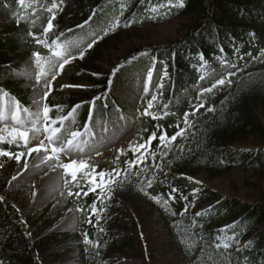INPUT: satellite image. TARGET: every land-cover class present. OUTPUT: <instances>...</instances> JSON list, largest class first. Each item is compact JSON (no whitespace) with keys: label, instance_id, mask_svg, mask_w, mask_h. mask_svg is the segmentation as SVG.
I'll list each match as a JSON object with an SVG mask.
<instances>
[{"label":"trees","instance_id":"1","mask_svg":"<svg viewBox=\"0 0 264 264\" xmlns=\"http://www.w3.org/2000/svg\"><path fill=\"white\" fill-rule=\"evenodd\" d=\"M0 1L15 8L24 3L23 0ZM59 2L62 7L57 9L60 12L56 19L58 27L52 33H48V29H33L26 31L24 36H0V74L6 68L17 67L18 64L13 63L16 56L27 60L43 52L48 60L49 55H56L52 48L38 41L50 39L54 44L60 39L62 44L67 45L81 33L86 22L94 18L103 21L114 13L115 20L109 29L121 17L123 26L110 34L109 29L104 31L102 36L105 38L98 40L96 46L88 51L87 57L82 56L76 74L80 79L93 70L90 77L97 83L96 91L100 95L106 94L102 98L105 104H109L112 98H118L114 90L117 72L104 71L99 63L107 57L111 43L128 30L146 23L143 20L154 11L167 10L171 11L170 15L192 18L190 30L185 36L169 44L142 48L126 58L121 64L123 67L120 65L119 68L142 62L146 56L155 66L161 61L167 63L165 68L172 78L147 96L141 112L150 121L148 141L154 133H160L155 145L149 147L160 152L159 161L164 167L157 170L156 158L146 159L143 164L136 165L127 182L115 189L116 194L108 200V210L103 212L101 219L100 213L93 215V205L100 199V193L92 191L91 195L87 194L85 190L90 189L91 184L86 173L93 171L95 165L100 166V173L115 168L109 162L91 164L93 168L87 169L82 164L78 165V179L69 173L73 183L70 201L83 210L82 227L73 231L54 230L38 240L31 232L23 210L5 194L19 171L17 158L6 155L5 170L0 172V259L3 264H43L40 243L57 247L67 241H73L72 248L79 250L81 264H127L124 256L131 249L136 251V255L147 256L144 236L138 231H130L137 229L138 221L126 215L129 212L128 200H135L141 208L155 212L161 232H166L169 241L186 252L192 264H264V0H187L186 6L179 2L170 4L168 0ZM56 3L57 0L51 1L50 20L54 16L52 6ZM156 5L161 7L157 9ZM35 33L42 35L37 36ZM216 58L229 61L234 67L231 73L239 75L232 77L235 84L229 81L216 92L204 94L208 107L197 114L195 109L197 103L203 101V90L197 93L196 99L187 98L178 102L181 88L191 85L190 80L184 77L185 68H196L197 72L208 73L209 61ZM197 79L195 76L194 80ZM16 82L20 81H0V90L9 92L21 104L29 105V90L19 83L12 86ZM217 82L211 83L208 88H213ZM89 95L91 93L56 89L48 103L54 106L53 116L57 118L77 111V105H81L78 111H84V116L79 122V131L87 129L89 121H92L94 108L88 99ZM157 96L160 100L153 108V113H160L159 116L148 112L152 107L151 101ZM213 105L216 106L215 110H210ZM190 110L193 111L194 127L175 142V147L163 144L166 131L174 136L181 131L182 124L188 127ZM11 125L12 129H8L9 133L4 135L17 138L18 142L13 144L8 139L0 142V146L17 153L25 152L30 144L23 134L13 136L14 130L22 126ZM37 135L39 132L33 130L29 138L31 142ZM147 151L145 148L138 154L136 149H132L120 162L118 169H125L127 174L129 161L136 160L138 155L143 156ZM241 166L258 170L261 174L263 181L251 183L261 190L259 198L244 197L238 187L237 191L229 193L208 183L201 182L193 186L187 182L188 176L204 170L211 171L214 176H224ZM153 178L155 183H152ZM99 179L103 181L104 178L100 176ZM197 189L201 191L197 192ZM82 191L85 192L83 196L80 195ZM103 191L101 188L100 192ZM174 192L178 199H173ZM167 201H171V204ZM100 208H104L103 200L100 201ZM186 209L189 211L186 212ZM56 220L55 216L48 217L43 227L53 226ZM235 227L241 231L234 232ZM89 233L97 243L89 240ZM225 238H230L232 247H219ZM62 254V251L54 252L58 259Z\"/></svg>","mask_w":264,"mask_h":264},{"label":"rangeland","instance_id":"2","mask_svg":"<svg viewBox=\"0 0 264 264\" xmlns=\"http://www.w3.org/2000/svg\"><path fill=\"white\" fill-rule=\"evenodd\" d=\"M51 1L31 0L28 5L17 9L0 1V36L12 34L24 36L28 30L44 29L46 25H49ZM47 6L48 11H46ZM36 8H39L40 11L37 12ZM25 13L28 15L25 16ZM161 16V20H156L154 17L148 23L123 33L118 40L110 44L111 48L108 49L107 57L100 60L99 63L103 66L104 71L117 72L114 90L118 98H112L107 105H104L101 100L96 103L93 119L94 131L89 134L90 139L87 136L84 138L83 146L79 150L64 151L60 155L48 159L50 154L55 153L56 148L51 139L52 134L45 128V131L39 133V136L33 141L31 148L45 141L51 145V148H46L43 151L38 149L36 152H32L30 148L25 153L24 161L17 158L19 171L5 194L21 207L31 232L38 240L54 230H79L83 225V210L70 201L73 183L69 179L66 167L68 163L76 161L77 158H85L92 164L109 162L118 168L120 161L132 149H135L133 148L134 143L142 145L148 141L147 129L150 127V121L141 116L145 98L151 91L162 85L169 75L162 68L153 69L148 58L119 71L117 69L126 58L140 49L154 44H169L189 32L191 17L186 15L166 17L164 14ZM21 17H24L23 23H21ZM110 17L113 18V15L110 14ZM108 21L110 18H106L102 22H95L86 28L79 37L73 39L69 43L67 57L52 56L46 60L45 63L48 64V71L51 75L44 73L43 66L39 63V57L33 56L27 60H22L20 56L15 57L13 63L18 64L17 67L6 68L2 71L0 81L6 82L11 79L20 81L12 86L15 87L19 83L26 87L30 92L31 103L24 106L16 99L0 92V133L7 135L10 123L24 126L13 115L14 105L17 104L25 109L22 115L25 122L31 125L33 117L41 113L45 104L48 103L47 93L51 91L53 81H55V88L58 90L91 93L88 99L96 101L100 93L96 91L97 83L90 77L93 70L80 79L76 74L80 68L81 53L90 49L92 39L102 31ZM72 56H76L77 59L68 64L67 69H64V63ZM232 70V65L221 59L211 62L208 73L202 77H200L201 72H197L196 69H187L185 79H190L191 85L181 88L179 102L187 98L195 99L199 91L207 88L211 83L223 79ZM153 71H155V76H153ZM41 75H44L43 80L40 79ZM57 75H59V79H56ZM195 76L198 79L194 81ZM200 103L203 101L198 102V105ZM27 109L32 110L33 116L29 115ZM79 118L80 115L76 114L75 117L68 120V128L65 129L66 140L61 143V147L66 141L72 139ZM49 122L55 123V121H42L41 126ZM63 125L60 123L58 127H63ZM0 155L4 160V163L0 164V172H3L6 154L0 153ZM26 168L27 171H25ZM54 175L60 176V178L53 180L52 176ZM260 175L258 170H250L241 166L224 176H214L211 171L204 170L188 176L187 182L193 186L201 182L208 183L229 193L237 191L238 187L244 197L259 198L261 190L253 187L251 183L263 181ZM127 205L129 212L126 215L138 221L137 229L133 228L130 231H138L144 236L147 256L136 255V251L131 249V252L124 257L125 263L192 264L186 252L171 243L166 232H161L155 212L141 208L135 200H128ZM50 216L57 218L56 223L48 228L43 227L45 220ZM73 245V241H67L57 247L44 246L40 243L39 252L43 264H81L79 250L72 248ZM57 250L63 252L59 259L54 255Z\"/></svg>","mask_w":264,"mask_h":264},{"label":"snow or ice","instance_id":"3","mask_svg":"<svg viewBox=\"0 0 264 264\" xmlns=\"http://www.w3.org/2000/svg\"><path fill=\"white\" fill-rule=\"evenodd\" d=\"M23 2L25 3V5H28L29 0H23ZM63 2H64V4H66L67 0H63ZM177 2H179L185 6L187 5V0H168V3H170V4H176ZM61 7H62V5L59 2V0H57V3L52 6V11L54 12V16L52 17L50 25L48 26V33H52L53 30L57 29L58 25L56 23V19L60 15V12L57 11V9H59ZM155 7L158 9L161 6L156 5ZM36 11L39 12L40 9L36 8ZM27 15L28 14L25 13V16H27ZM23 22H24V17H21V23H23ZM135 22L136 21H132V23H135ZM86 23H90V21L86 22ZM123 24H124V20H123V17H121V19L114 25V27L108 30L109 34L112 31L118 30L121 26H123ZM35 35L40 36L42 34L41 33H35ZM104 38H105L104 36L100 37L101 40H103ZM38 42L48 45L50 48H52L54 50V52L57 56L67 57L68 53H67L66 45L62 44L60 39H57L54 44L52 43V41L50 39L40 40ZM98 42L99 41H96L95 43H93L91 45V47L94 48L96 46V43H98ZM81 55H83L84 57H87L88 52L84 51L81 53ZM37 56L39 57V63L43 66L44 73L51 75V73H49V71H48V64L45 63V60H46L45 54L43 52H38ZM76 59H77L76 56H72L71 59L67 60L66 63H64L63 68L67 69L68 64L72 63V61H74ZM121 67H123V65H121ZM117 71H119V69H117ZM241 71H243V69ZM60 74L62 75L63 73L61 72ZM238 75H239V73H230L228 76L219 80L213 88H204L203 92H202V96H201L203 103H200L196 107L195 112L197 114H199L201 109L208 107V101H207V99H204V94H207L210 92H216V90L218 88H220L222 85L228 84L229 81H231V83L235 84L236 81H235V79H232V77L238 76ZM153 76H155V71H153ZM40 79L43 80L44 75H41ZM56 79H59V75H57ZM65 87H67V85H65ZM55 90H56L55 81H53L52 86H51V91H49L47 93V98H50L52 96V93L55 92ZM105 96H106L105 93H101V95L96 98V101H93V104H94L93 116L94 117H95V105H96V103L98 101H100L102 98H105ZM158 100H160L159 96H157L156 99L151 101L152 107L148 109L149 114H155L157 116L160 115V113H153V108L156 107ZM84 103H87V102H84ZM56 107H63V106H56ZM80 107H81V105H77V110ZM215 108H216V106L213 105L210 110H215ZM24 111H25V109L22 106H20L18 104L14 105L13 115L16 118V120L21 121L24 124V127H17L13 132V136H15L18 133H22L25 140H27V142L29 144H31V139H29V138L32 137L33 130H36L39 133H43L45 131V128H46L47 131L52 134L51 139H52L53 143L55 144V148H56L55 153L50 154L48 156V159H52L53 156L60 155L64 151H68V150L77 151V150H79L83 146L84 138L87 136L90 139L91 137L89 134H91L94 131L93 123L90 120L87 129H82V130H79V131H76L75 133H73L72 139L66 141V143H64V146L61 147V143L66 140L65 129L68 128L67 122L69 119L76 116V111H73L70 116H60L59 118H57V117L53 116L54 106L51 103H46L45 107H44V109H42L41 113L36 114L33 117V123L31 125H28L25 122V118L22 115ZM27 111H28L30 116H33L31 109H27ZM5 115H7V113H5ZM192 116H193V111L190 110L188 113V127H184L182 124L181 131L178 132L176 135L172 136L166 131L164 133V136H163V144H166L169 147H175L176 146L175 142L177 140H179L181 136H186L189 132V128L194 127L195 122L192 120ZM42 121H55V123L49 122V123H46L44 126H41ZM61 121L64 122V125H63V127H58V125H60ZM162 127H164V126L162 125ZM8 129L9 130L12 129L11 124L8 125ZM69 131H70V129H69ZM158 138H160V133L156 132L153 134L150 141H146L142 145H137L135 143L133 144V148L136 149L138 154L140 152H142L143 149H145V148H147L148 151L144 152L143 156L138 155L136 160H130L129 161V168L127 170V174L125 172V169H123V168L115 169V170H111V171L105 169L102 173H100L98 171L100 168L99 165H95L93 171L86 173L87 179H88L89 183L91 184V188L85 190L87 192V194L91 195L92 191H96V192L100 193V199H98L96 201V204L93 205V207L95 208V212L93 213V215H95V213H100L101 214L100 218L103 219V212H106L108 210V200L115 196V194H116L115 189L117 187H119L122 183L127 182V180L131 177V173H133L135 171L136 165L143 164L146 159L156 158L157 159V165H156L157 170H159V168L164 167V164L161 161H159L160 152L153 151L152 147H149V145L154 146L155 141ZM8 139H11L13 144H16L18 142L17 138H12V137L6 136V135H0V142H2L4 140H8ZM46 148H51V145H49L47 141H45L42 144L37 145L34 148H31V151L36 152L38 149L43 151ZM161 148H163V145H161ZM122 151H126V150H122ZM0 153L10 155L14 158H18L21 161H24V159H25V152L24 151L17 153L16 151H12L9 148H4V147L0 146ZM149 153H151V156H149ZM166 154L170 155V153H166ZM3 163H4L3 156L0 155V164H3ZM81 164L86 169L87 168H93V166L90 164V162L87 159L84 160L83 162H81L80 160H76V161H73V162L68 163L66 165L67 169L69 170V173L74 174V178H76V179H78L80 176V172H79L77 166L81 165ZM25 171H27V168L25 169ZM140 174L142 175V173H140ZM21 175H23V173H21ZM100 176H103V178H104L103 181H101L99 179ZM80 183L83 184V181H80ZM152 183H155V178H153ZM101 188L104 189L103 192H100ZM73 191L75 193V190H73ZM177 191H179V188H177ZM199 191H201V189H197V192H199ZM84 194H85L84 191H82L80 193L81 196H83ZM172 197H173V199H178L175 192L172 193ZM156 198L161 199V200L163 199L162 197H156ZM4 199H7V197H4ZM101 200L104 201L103 210L100 208V201ZM167 202L169 204H171V201H167ZM185 211L187 212V211H189V209H186ZM25 219L27 220L26 217H25ZM229 239L230 238H225L224 243L219 244V247L223 248V247H225V245H227L228 247H232L231 243H229ZM89 240L92 243H97V241L92 240L90 233H89ZM0 264H3L2 259H0Z\"/></svg>","mask_w":264,"mask_h":264},{"label":"bare ground","instance_id":"4","mask_svg":"<svg viewBox=\"0 0 264 264\" xmlns=\"http://www.w3.org/2000/svg\"><path fill=\"white\" fill-rule=\"evenodd\" d=\"M59 178H60V176H57V175L52 176L53 180H58Z\"/></svg>","mask_w":264,"mask_h":264}]
</instances>
